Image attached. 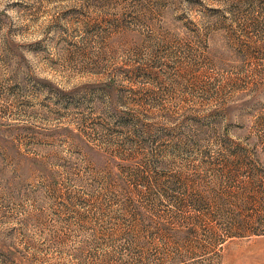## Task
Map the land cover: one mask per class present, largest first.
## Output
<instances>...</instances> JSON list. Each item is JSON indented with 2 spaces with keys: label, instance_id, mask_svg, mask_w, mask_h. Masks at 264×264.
<instances>
[{
  "label": "rangeland",
  "instance_id": "1",
  "mask_svg": "<svg viewBox=\"0 0 264 264\" xmlns=\"http://www.w3.org/2000/svg\"><path fill=\"white\" fill-rule=\"evenodd\" d=\"M0 264H264V0H0Z\"/></svg>",
  "mask_w": 264,
  "mask_h": 264
}]
</instances>
